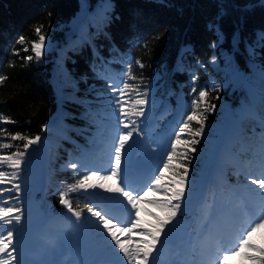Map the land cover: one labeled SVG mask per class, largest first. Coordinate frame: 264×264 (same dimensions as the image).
<instances>
[{
    "label": "trees",
    "instance_id": "1",
    "mask_svg": "<svg viewBox=\"0 0 264 264\" xmlns=\"http://www.w3.org/2000/svg\"><path fill=\"white\" fill-rule=\"evenodd\" d=\"M38 25H43L46 38L43 54L39 60L26 62L23 57H34L30 41L38 39L34 32ZM20 36L25 38L24 44L17 43ZM26 46L28 51H24ZM13 49L19 51L18 56L13 55ZM137 59L143 68L135 64ZM129 63L133 74L143 80L141 91L147 90L149 127L159 130L161 124L177 115L166 138L165 157L199 90L208 91L207 104L201 109L215 105L205 113V128L195 138L198 142L191 146L194 150L182 161L188 168L185 190L200 198L185 220L199 224L210 204L217 206L214 203L222 204L223 199L230 198L239 208L240 197L246 198L235 191L247 183L238 167L244 163L257 166L260 158L264 0H0V75L7 76L0 84V114L15 122L0 121V127L11 134L42 137L26 152L21 171L13 181L21 185V191L3 194L4 198H12L8 206L22 210L23 220L30 219L28 208L45 218L35 229L39 238L30 248V264H48L52 260L65 264L60 260L83 257L81 221L75 222L59 202V191L79 176L61 164L67 158L74 160L79 148L94 142L89 135L111 139V129L118 121L113 115L109 85L127 71ZM209 78L218 83L217 88L208 86ZM194 86L196 93L192 92ZM139 121L140 127V118ZM43 125H47L46 130H42ZM99 126L100 131H93ZM192 127L199 125L193 121ZM219 134L224 142L217 145ZM182 138L191 139L186 133ZM0 142L13 145L3 149V154L23 150L24 141H13L3 133ZM216 151L220 166L215 164V168L219 167L220 173L212 176L210 164L214 165ZM38 154L41 178L34 188L39 178H34L31 162ZM100 157L106 158L107 152ZM3 170L12 171L7 165ZM166 177L172 179L170 171ZM95 191L113 195L101 189ZM69 198L74 207L81 208L91 199L82 192L72 193ZM52 213L63 218L67 228L59 238L47 228ZM24 223L17 237L26 239L23 227L31 228ZM189 226L184 225L176 233L174 242ZM227 229L232 227L228 225ZM252 241L264 248V229L257 230ZM227 264L258 262L236 255Z\"/></svg>",
    "mask_w": 264,
    "mask_h": 264
},
{
    "label": "snow or ice",
    "instance_id": "2",
    "mask_svg": "<svg viewBox=\"0 0 264 264\" xmlns=\"http://www.w3.org/2000/svg\"><path fill=\"white\" fill-rule=\"evenodd\" d=\"M42 28L43 25L34 27V32L38 37L37 40L30 41L34 57L31 55L23 57L26 62L33 58L39 60L43 54L46 38L42 33ZM17 43L24 44L25 38L20 36ZM24 51H28L27 46ZM13 55L18 56L19 51L13 49ZM135 64L141 68L144 67L139 59L135 61ZM9 66H12V62H9ZM6 79V75H0V84H3ZM192 79L195 81L196 77L193 76ZM142 83V78L133 74L131 63L128 64L127 71L122 73L120 78L110 81L109 86L112 93L110 103L114 106L113 115L118 123L111 136L112 142L109 146L107 167H89L80 157L70 160L65 165L72 169L79 179H76L74 183L64 185L63 190L59 191L60 204L71 213L75 222L86 219L94 229L95 234L100 238V243L95 247V251L114 257V260L92 259L78 261L76 264H159L158 256L161 248L171 233L182 208L181 201L186 196L185 187L188 177V168L182 161L187 160L190 151L194 150L191 146L198 142L195 138L200 137L205 128V113L212 111L215 105L201 109V105L207 104L208 91L199 90L198 98L192 100L191 112L183 119L179 129L175 131L170 150L167 152L159 172L153 174L154 178L149 177L150 183H147L146 186L133 187L128 183L129 153L133 144L137 143L134 136L142 135L139 118L145 115V106L148 103L145 98L147 90L141 91ZM192 92H197L195 86L192 88ZM0 121L15 123L3 114H0ZM193 121L199 127L193 128ZM260 127L264 129V116L261 117ZM46 129L47 125H43L42 130ZM0 133L13 141H24L23 150H17L10 154H3L2 150L11 148L13 145L0 142V185H11L10 188L0 187V264H27L17 240L20 226L24 222L22 210L18 207L8 206L9 200L12 198H4L3 194L21 191V185L13 183V181L21 171L26 152L31 145L38 144L42 137L40 135L29 137L19 132L11 134L2 127H0ZM185 133L191 139H183L182 134ZM260 144L258 176L244 173L249 182L245 188L255 195L252 209H246L239 223L226 234H217L214 228L208 226L210 214H206L202 227L209 228L208 238L211 240V244L207 241L202 244L200 259L192 264H227L230 257L236 255H243L258 264H264V248L252 243L253 234L259 229H264V131L260 133ZM5 165L12 171H4ZM169 171L172 179L165 182ZM106 181H113V183L108 184ZM172 185H177V187H171ZM251 185L256 187L252 188ZM96 189H102L103 192L113 195L104 196L102 193H97ZM161 191L165 193L164 199L149 198V194ZM81 192L90 196L91 199L82 208L79 205L74 207L69 197L72 193ZM141 204L154 205L162 209L165 215L159 216L144 209L149 216L154 217L156 223L150 228H141ZM85 212L89 215L86 216ZM47 228L56 238L67 231L63 218L57 217L54 213L49 214ZM134 230H139V235L146 238L132 244L125 243V240H131L132 237L130 235L124 239L121 237L124 233H131ZM229 238L231 242H229ZM246 250L259 253V255H251ZM169 264H189V262L173 260Z\"/></svg>",
    "mask_w": 264,
    "mask_h": 264
},
{
    "label": "rangeland",
    "instance_id": "3",
    "mask_svg": "<svg viewBox=\"0 0 264 264\" xmlns=\"http://www.w3.org/2000/svg\"><path fill=\"white\" fill-rule=\"evenodd\" d=\"M207 84L209 87L213 89L218 87V83L212 78H209V80H207ZM147 111L148 110L146 108L145 115L143 117H140L141 120L140 129L142 135L134 136V140H136L137 143L133 144L129 153V160H130L129 172L131 174L128 173V183L131 184L133 187L135 186L137 188L146 186L147 183H150L149 177L154 178L153 174L155 172H159L160 167H162L166 153V148H165L166 138L168 137V132L172 126V122L177 118L176 117L177 115L173 114V116H171L168 121L164 122L158 127L159 130L153 131L152 127L151 128L149 127ZM235 112L237 113L238 110L235 109ZM151 123L154 124V122ZM103 127L109 128V126L106 124H104ZM115 129L116 127L111 130L114 132ZM100 130H101L100 126L95 127L93 129V131H100ZM261 130L264 131V129L262 128ZM89 137L93 138L94 142L90 143L89 145H86V147L84 148L83 147L79 148L80 153L78 154L77 157H80L89 167L91 166L101 167V168L107 167L109 160V146L112 140L101 138L96 134H91L89 135ZM222 139L224 142L223 135L219 134L216 139V144L219 145L223 143L221 141ZM104 151L107 152V157L102 159L100 157V154L103 153ZM70 160L71 159L67 158L65 161L62 162L61 166L65 167V165L69 163ZM152 161H155V164H152ZM212 161L214 165L212 163L210 164V174L214 176L215 174L220 173L219 172L220 168L219 167L215 168V164L220 166V156L218 155L217 152L214 153V159ZM40 163H41V157L38 154L34 157L33 161L31 162V168L34 170V178L36 180L39 178V180L36 181L34 188L38 187L41 178L40 169H39ZM150 168H153L152 171H149ZM238 171L246 178V176L244 175L245 172L258 176L260 169L258 165L251 166L249 164L247 165L246 163H244L238 167ZM167 180L169 179L165 177V182H167ZM106 183L112 184L113 181H106ZM248 183L249 182L247 181L246 184ZM173 186L174 185H172L171 187ZM238 187L240 189L238 191L236 190L235 193L236 194L243 193L246 195V198L240 197V199L242 200V205L240 204V202H238L237 204H239V208H235L234 201H232L230 198L223 199V201L225 202H222V204L220 202L214 203L217 204V206L214 205L213 208H212L213 205L210 204V207L207 212V214H210L208 226L214 228L217 233L219 232V234L229 233L231 230L227 229L228 225L231 227L235 226L236 224L239 223L240 219L243 216L244 211L246 209L248 210L252 209L253 202L255 199L254 193L249 192L245 187L244 188H242V186H238ZM251 187L255 188L256 186L251 185ZM196 190L197 192L199 191L198 188ZM185 192H186V196L181 201L182 208L178 213L175 225L172 228L171 233L169 234L164 246L161 248V251L159 253L158 256L159 264H169V262L173 260L187 261L189 262V264L190 261L193 262L198 261L200 259V250L202 244L205 241L211 244V240L208 238L209 228L202 227V223L204 219L199 220L200 221L199 224L197 222L190 223V219L185 220L186 215L191 214L194 205H197L199 202V196L194 195L193 191L185 190ZM103 195L107 196L104 193ZM149 198L164 199L165 193L163 191L157 193H151L149 194ZM140 208H141V212H140L141 228L144 227L150 228L156 223L154 217L149 216L147 212H154L156 213V215L159 216L164 215V214H160L158 210L159 208H157L154 205L141 204ZM144 209H147V212H145ZM28 210L29 212H31V216L29 220H24V222L25 223L28 222V228L31 229H26L23 227V233L26 234L27 232V237L26 239H24L23 236L21 237L19 236L17 237V240L19 242V246L23 250V256L25 261L27 262V264H30L32 263V255H30L32 249L30 248L33 245L34 239L39 238L38 235H36L35 229L36 227L38 228L39 224L43 222V218L42 216H39V214H37L34 209L28 208ZM228 221H232L234 223L232 224L231 222ZM223 222H226V224L223 225ZM188 224H190L191 228L185 230L183 236L178 235L179 236L178 242H174L175 241L174 237L176 236V233H180L182 231V227ZM79 228L81 230L79 234L81 235V240H82L81 252L83 257L79 259H74V261H71L69 258L66 260L62 259L60 260V262L63 263L65 262V264H76V262L78 261H87L92 259L114 260V257H112L111 255H108L106 253H99L94 250L95 247L100 243V238L98 235L95 234L94 229L89 225L86 219L80 222ZM129 235L132 237V239L125 240V243L128 244H132L135 243L137 240H142L146 238L139 235V230H134L131 233L126 232L121 238L124 239ZM78 241L80 242L79 239ZM229 242H231L230 238H229ZM252 243H254V241H252ZM55 263L56 262L52 260L48 264H55Z\"/></svg>",
    "mask_w": 264,
    "mask_h": 264
},
{
    "label": "bare ground",
    "instance_id": "4",
    "mask_svg": "<svg viewBox=\"0 0 264 264\" xmlns=\"http://www.w3.org/2000/svg\"><path fill=\"white\" fill-rule=\"evenodd\" d=\"M135 187V186H134Z\"/></svg>",
    "mask_w": 264,
    "mask_h": 264
}]
</instances>
